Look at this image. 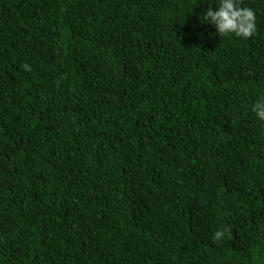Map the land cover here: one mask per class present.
Instances as JSON below:
<instances>
[{
  "label": "trees",
  "instance_id": "16d2710c",
  "mask_svg": "<svg viewBox=\"0 0 264 264\" xmlns=\"http://www.w3.org/2000/svg\"><path fill=\"white\" fill-rule=\"evenodd\" d=\"M239 2L249 39L202 22L219 0H0V264H264Z\"/></svg>",
  "mask_w": 264,
  "mask_h": 264
},
{
  "label": "clouds",
  "instance_id": "9594fccd",
  "mask_svg": "<svg viewBox=\"0 0 264 264\" xmlns=\"http://www.w3.org/2000/svg\"><path fill=\"white\" fill-rule=\"evenodd\" d=\"M217 9L213 11L209 6L201 20L214 25L220 37L234 34L236 37L249 39L256 33V13L252 8L240 6L239 0H219ZM23 67L31 71L28 65L24 64ZM252 111L259 121L264 122V100L255 102ZM226 232L231 235L228 229L216 231L213 235L214 242L222 240Z\"/></svg>",
  "mask_w": 264,
  "mask_h": 264
}]
</instances>
